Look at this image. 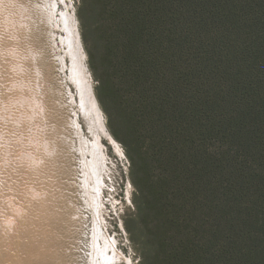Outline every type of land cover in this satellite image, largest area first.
<instances>
[{
    "label": "trees",
    "instance_id": "obj_1",
    "mask_svg": "<svg viewBox=\"0 0 264 264\" xmlns=\"http://www.w3.org/2000/svg\"><path fill=\"white\" fill-rule=\"evenodd\" d=\"M81 10L108 130L142 174L140 264H264V0Z\"/></svg>",
    "mask_w": 264,
    "mask_h": 264
},
{
    "label": "rangeland",
    "instance_id": "obj_2",
    "mask_svg": "<svg viewBox=\"0 0 264 264\" xmlns=\"http://www.w3.org/2000/svg\"><path fill=\"white\" fill-rule=\"evenodd\" d=\"M78 6L0 0V264L142 263V174L108 130Z\"/></svg>",
    "mask_w": 264,
    "mask_h": 264
},
{
    "label": "bare ground",
    "instance_id": "obj_3",
    "mask_svg": "<svg viewBox=\"0 0 264 264\" xmlns=\"http://www.w3.org/2000/svg\"><path fill=\"white\" fill-rule=\"evenodd\" d=\"M78 67H79V73H82V67H81V65H80V63L77 65ZM83 66V65H82ZM84 74V73H83ZM82 77V76H81ZM85 79V78H84ZM81 80H82V78H81ZM83 81V80H82ZM84 83V82H83ZM88 87V86H87ZM84 91V90H83ZM83 93H85L84 95L87 97L86 99H88V103H89V105L91 106V108H92V110L94 111V113H95V115H96V117H97V119H101V111H100V109H99V107H98V104H97V102H96V99H95V97H94V95H93V93L91 92V90H90V88L88 87L87 89H86V92H83ZM85 96H84V98H85ZM100 127H101V130H102V132L104 133V135L108 138V140L110 141V143L112 144V146H113V148H116V150L118 151V153L119 154H121L122 155V151L119 149V146H118V144L110 137V135L107 133V131H106V128H105V126H104V124L100 121ZM102 258H104V257H102ZM101 258V259H102ZM99 260L97 259V260H95L94 259V262H95V264H97V262H98Z\"/></svg>",
    "mask_w": 264,
    "mask_h": 264
}]
</instances>
